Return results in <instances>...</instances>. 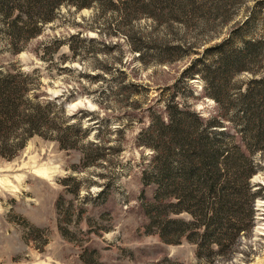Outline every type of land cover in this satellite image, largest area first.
Listing matches in <instances>:
<instances>
[{"label":"rangeland","instance_id":"obj_1","mask_svg":"<svg viewBox=\"0 0 264 264\" xmlns=\"http://www.w3.org/2000/svg\"><path fill=\"white\" fill-rule=\"evenodd\" d=\"M50 15L15 44L0 16V70L28 73L54 122L50 138L0 154V264H264V0H63ZM222 42L223 54L206 51ZM198 57L230 69L220 109L187 70ZM173 103L216 116L242 154L220 171V244L165 243L148 225L147 207L165 200L145 143Z\"/></svg>","mask_w":264,"mask_h":264},{"label":"trees","instance_id":"obj_2","mask_svg":"<svg viewBox=\"0 0 264 264\" xmlns=\"http://www.w3.org/2000/svg\"><path fill=\"white\" fill-rule=\"evenodd\" d=\"M61 1L63 0H0V16L10 24L8 30L12 42L15 44L18 40L28 39L38 33V22L50 20L53 8ZM17 9L20 14L9 20L13 10ZM54 44L55 49H58L62 41L57 39ZM224 46L225 42L218 43L206 51L214 50L223 54ZM69 47L72 48L71 45ZM199 63L202 64L201 69L196 67ZM187 70L190 75L199 74L203 77L207 94L220 109L222 99L227 96L230 69L221 70L220 65L211 69L209 63L198 57ZM32 79L21 69L0 70V154L3 156L11 157L34 135L50 138L49 132L52 133L49 127L54 122L48 118L51 103L40 106L38 95H29L33 86ZM220 80L222 82H218ZM262 81L259 79L257 83ZM165 110V120L159 114L155 117L153 125L158 131L157 136L151 139V143L148 142L149 139L145 143L155 151L153 160L156 162L157 173L150 180L157 183V200H165V203L158 202L157 205L155 201L150 208L147 207L150 217L148 225L155 224L159 228L157 234L165 243H178L184 237L193 243L196 239L200 240L196 243L198 246L205 242L220 244L215 237L216 229L222 226L215 204L225 199L224 186L219 185L222 175L220 171L232 160L236 161L234 155L242 154L236 146L234 150L227 149V136L213 129L220 125L216 116L204 121L197 113L182 110L175 103L166 106ZM68 129L66 127L61 130L66 133ZM63 134L54 135L61 147L67 146ZM216 196L217 200L215 198L214 201L207 202V199ZM211 210L216 211L215 215L210 213ZM181 212L189 213L192 220L185 221L170 216ZM159 217L161 221H157ZM213 224L218 226L214 227ZM198 228L203 231L199 233L196 231ZM211 250L208 249L212 253ZM164 262L180 264L170 259H165Z\"/></svg>","mask_w":264,"mask_h":264}]
</instances>
